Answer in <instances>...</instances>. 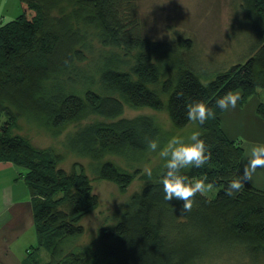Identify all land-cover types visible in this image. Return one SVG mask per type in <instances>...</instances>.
Returning <instances> with one entry per match:
<instances>
[{"label": "trees", "instance_id": "obj_1", "mask_svg": "<svg viewBox=\"0 0 264 264\" xmlns=\"http://www.w3.org/2000/svg\"><path fill=\"white\" fill-rule=\"evenodd\" d=\"M18 1L21 13L0 25V117H4L0 162L23 169L32 204L37 241L21 264H39L41 250L49 252L44 264H85L81 255L65 254L64 245L83 234L80 222L96 208L97 198L82 168L65 172L58 167V158L14 133L20 112L30 110L54 128L89 115L109 120L86 125L68 140L73 152L99 159L105 154L146 152L150 150L147 142L160 138L150 117L120 118L125 104L136 109L164 107L175 129L196 123L211 157L201 168L181 172L189 179L206 175L217 193L211 199L197 193L192 208L183 211L182 201L164 200L162 173L130 197L128 211L116 224L97 230L102 260L110 264H221L232 259L240 264H264V191L247 180L232 196L225 194L228 182L243 172L244 149L241 141L224 134V110L215 107L216 98L230 90L239 91L245 100L264 89V0H241L240 24H245L249 39L236 54L238 61L207 83L180 58L174 76L163 78L159 56L172 60L171 48L147 36L137 0ZM87 31L103 49L132 54V63L121 64L110 53L101 64L95 63L97 81L77 72L70 89L62 85L47 88L49 79L69 77L75 64L83 62ZM120 66L128 69L120 70ZM97 82L102 95L85 87ZM162 96L167 97L166 104ZM195 101L213 107L214 118L203 125L188 120L186 107ZM255 112L264 121V103L259 102ZM137 172L104 162L97 175L124 192Z\"/></svg>", "mask_w": 264, "mask_h": 264}, {"label": "rangeland", "instance_id": "obj_2", "mask_svg": "<svg viewBox=\"0 0 264 264\" xmlns=\"http://www.w3.org/2000/svg\"><path fill=\"white\" fill-rule=\"evenodd\" d=\"M137 2L139 14L145 23L147 36L151 40L162 41L171 48L172 60L168 55L159 56L163 64V78L165 79L174 76L180 67L177 62V59L180 58L186 61L187 66L195 69L202 83H207L219 72L229 67L231 63L238 61L236 54L244 50L249 39L244 32L245 24H240L241 0H137ZM87 32V40L82 48L85 57L83 62L75 64L76 70H71L69 77H67L68 75H59L49 79L45 84L47 88L53 85H62L64 88L70 89L73 81L77 79L74 75L77 72L97 81L98 65L95 63L101 64L103 57L110 56V53L120 59L121 64L132 63V54L125 56L121 52L103 49L91 36L92 32ZM182 40L188 44L181 46L180 41L183 42ZM250 45L251 43L247 45V51ZM120 67V70L128 69L127 66ZM74 85L81 89L80 85ZM85 87L97 94H103L98 82L92 86L86 83ZM166 99V96H162L164 104L167 103ZM238 101L244 102L241 106H236V109L226 110L227 113L223 116L225 121L223 118L221 119V127L227 126L229 132L235 133V138L241 141L242 146L249 140V142L264 143L263 132L259 136L257 132L254 133L249 129L251 120L248 118L254 101L264 103V89H257L254 95ZM139 116L150 117L159 128L158 143L160 147L166 146L173 136H182L187 140L191 132L197 130V125L194 122L184 128L175 129L164 107L161 110L136 109L125 104L120 118L132 119ZM3 120L4 117L1 116L0 123ZM97 122L109 123L110 121L89 115L64 127L54 128L50 124H46L36 113L26 110L20 112L18 127L14 133L28 139L35 148L46 150L52 157L58 158V167L65 172L69 173L72 170L79 172V168H82L89 180L92 194L97 198V206L81 220L83 234L65 244L64 253L81 255L85 264H110L109 261H104L99 256L96 242L97 230L103 226L114 225L122 218L123 214L128 211L130 197L139 192L147 183L155 182L161 176L165 169V160L159 156V149L156 152L148 150L140 154L126 152L120 156L105 154L99 159L73 152L68 145L71 136L78 129ZM246 127L249 128L245 129ZM243 129L250 132L251 138ZM247 155L248 152L245 153V158L242 157L244 163L247 162ZM104 162H110L128 173L133 174L138 171L137 178L133 180L126 191L121 192L115 184L98 177L97 170ZM149 169L152 173L151 176L147 175ZM216 193L217 189L213 188L203 195L211 199L215 197ZM36 241L32 246L36 245ZM37 258L39 264H44L48 261L49 252L41 250ZM200 264H217V261H205ZM221 264L240 263L231 259L227 263L222 261Z\"/></svg>", "mask_w": 264, "mask_h": 264}, {"label": "clouds", "instance_id": "obj_3", "mask_svg": "<svg viewBox=\"0 0 264 264\" xmlns=\"http://www.w3.org/2000/svg\"><path fill=\"white\" fill-rule=\"evenodd\" d=\"M240 98L239 91L230 90L216 98L215 107L225 111L230 107L235 108ZM186 116L188 120L203 125L207 120L214 118L215 113L213 107L204 101H195L186 107ZM201 136L199 130L191 132L187 140L182 136H173L164 147H160L156 139L147 142V148L153 152L159 149V156L165 160V170L161 177L164 200L182 201L183 211L192 208V198L197 193L203 195L215 187L214 182L208 180L206 175L203 179H189L181 172L186 167L199 169L209 161L211 153ZM258 167L264 168V143L254 144L248 149L242 174L228 182L225 194L232 196L235 191L241 190L244 182L251 179L252 173L256 172ZM147 175H152L150 169Z\"/></svg>", "mask_w": 264, "mask_h": 264}, {"label": "crops", "instance_id": "obj_4", "mask_svg": "<svg viewBox=\"0 0 264 264\" xmlns=\"http://www.w3.org/2000/svg\"><path fill=\"white\" fill-rule=\"evenodd\" d=\"M20 13L21 8L18 0H0V25L15 19ZM242 102L244 101L237 100L236 106H241ZM258 103L254 101L250 108L248 118L251 120V127L245 129L249 128L260 136L262 132L264 134V121L255 112ZM232 109L234 108H229V110ZM225 113L227 111L224 110L221 117L224 121ZM222 130L227 138L239 140L235 138V133L229 132L227 126ZM245 131L251 138L250 132ZM249 141H246L243 146L244 158L251 146L263 143ZM244 158L241 160L242 170ZM248 181L256 189L264 191V168H258ZM22 182H24L23 169L11 163L0 162V264H21L28 249L36 240L32 204L26 185Z\"/></svg>", "mask_w": 264, "mask_h": 264}]
</instances>
